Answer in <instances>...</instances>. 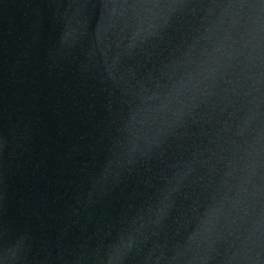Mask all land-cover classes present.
<instances>
[{"label":"water","instance_id":"water-1","mask_svg":"<svg viewBox=\"0 0 264 264\" xmlns=\"http://www.w3.org/2000/svg\"><path fill=\"white\" fill-rule=\"evenodd\" d=\"M0 264H264V0H0Z\"/></svg>","mask_w":264,"mask_h":264}]
</instances>
